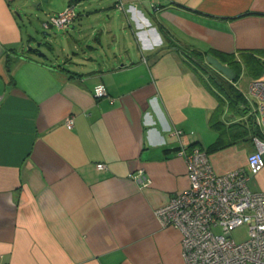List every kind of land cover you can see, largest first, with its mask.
<instances>
[{"label":"crops","instance_id":"1","mask_svg":"<svg viewBox=\"0 0 264 264\" xmlns=\"http://www.w3.org/2000/svg\"><path fill=\"white\" fill-rule=\"evenodd\" d=\"M70 3L68 27L47 23ZM36 40L51 52L34 56ZM183 48L233 72L239 61L244 101L230 104ZM257 63L264 0H0L1 264H184L180 231L155 210L188 184L182 147L207 151L218 174L246 168ZM249 185L264 190V168Z\"/></svg>","mask_w":264,"mask_h":264},{"label":"built area","instance_id":"2","mask_svg":"<svg viewBox=\"0 0 264 264\" xmlns=\"http://www.w3.org/2000/svg\"><path fill=\"white\" fill-rule=\"evenodd\" d=\"M75 15L70 3L51 15L47 23L66 28ZM247 91L255 99L258 134L252 136L254 149L247 156L246 168L218 174L204 149L182 147L177 154L186 162L188 184L155 210L162 226L171 225L180 231L184 264H264V190L249 185L250 176L264 168V78L250 79ZM94 94H106L103 83L94 86ZM67 123H72V117ZM96 168L106 169V165L98 162ZM132 177L140 187L150 184L142 170ZM241 225L247 226V238L238 242L231 231Z\"/></svg>","mask_w":264,"mask_h":264},{"label":"trees","instance_id":"3","mask_svg":"<svg viewBox=\"0 0 264 264\" xmlns=\"http://www.w3.org/2000/svg\"><path fill=\"white\" fill-rule=\"evenodd\" d=\"M184 53L193 60L194 64L198 69H201L202 72L207 74V79L209 84L216 89L217 92H219L222 96L227 98L229 100L230 104L233 103H242L244 101V95L243 93L237 88V86L234 84V81L237 79V77L240 74L241 70V65L239 61L233 59L231 61V67L234 69V77L232 80H228L223 74H221L219 71L215 70L212 68L206 61L203 53L201 51H186L185 48H183ZM248 67L250 66L249 64L247 65ZM250 69L253 70L255 73H259L264 66L254 64L252 65ZM243 111L242 109H237L236 112ZM215 115V114H214ZM214 115L211 116V124H216V121H214ZM233 116H236L234 113L232 114ZM249 117L252 119V123L255 124L254 122V113L253 111H249ZM252 124V125H253ZM258 134V129L255 125V128L253 130V135ZM251 136V139H252ZM201 148V147H200ZM207 152V151H206Z\"/></svg>","mask_w":264,"mask_h":264},{"label":"rangeland","instance_id":"4","mask_svg":"<svg viewBox=\"0 0 264 264\" xmlns=\"http://www.w3.org/2000/svg\"><path fill=\"white\" fill-rule=\"evenodd\" d=\"M46 6V4H44V7ZM46 9V8H45ZM41 19H47V17H46V15L44 14V13H42V14H40L39 15V19H36V25H35V27L36 28H38V30L39 31H42V29H41V25H40V20ZM57 29L58 28H56V27H54V28H52L49 32H50V34H52L53 35V33L54 32H57ZM46 31V30H45ZM41 35V34H40ZM59 41H55V45H54V53H52V54H61V52H60V48H59V43H58ZM30 48H39V51H37L36 53H35V55L34 56H36L37 54L38 55H40V54H45V53H47V54H49V52H51V51H49L48 49H47V47L46 46H44V45H39V41L38 40H36V42H34V43H32L31 44V46H30ZM32 53V52H31ZM208 63V62H207ZM211 66V65H210ZM212 67V66H211ZM213 68V67H212ZM215 231H219V228H216L215 229ZM231 237L232 238H234L236 241H242V240H244V239H246L247 238V226L246 225H241V226H239V227H236L235 229H233L232 231H231Z\"/></svg>","mask_w":264,"mask_h":264},{"label":"water","instance_id":"5","mask_svg":"<svg viewBox=\"0 0 264 264\" xmlns=\"http://www.w3.org/2000/svg\"><path fill=\"white\" fill-rule=\"evenodd\" d=\"M39 4V2L36 3V5ZM206 61L217 71H219L221 74H223L228 79H233L234 72L233 70L222 64L216 57L213 55L207 54L206 55Z\"/></svg>","mask_w":264,"mask_h":264}]
</instances>
